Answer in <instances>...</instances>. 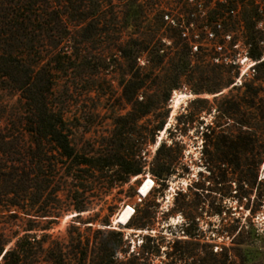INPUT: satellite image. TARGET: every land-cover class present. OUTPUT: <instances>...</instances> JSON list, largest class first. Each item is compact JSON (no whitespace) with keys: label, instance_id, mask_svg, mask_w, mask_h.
<instances>
[{"label":"trees","instance_id":"16d2710c","mask_svg":"<svg viewBox=\"0 0 264 264\" xmlns=\"http://www.w3.org/2000/svg\"><path fill=\"white\" fill-rule=\"evenodd\" d=\"M110 6V0H0V92L17 97L13 105L0 104V264H147L144 253L153 255L161 247L157 238H153V244L143 243L141 250L132 253L133 257L126 256L129 244L122 231L131 229L134 217L126 226L128 229L119 226L118 232L92 229L105 211L108 214L100 222L108 226L110 216L121 201L110 203L107 196L113 189L127 184L131 177L145 173L142 151L155 131H162L165 125L163 119L149 132L137 129L138 120L147 117L152 108L160 104L151 101L139 105L141 114L128 113L117 119L119 128L113 137L101 139L97 146H90L89 151H79L74 142L76 130L82 127L90 132L93 125L86 118L80 119L82 113L86 116L89 112L72 115L67 104L74 102L73 98L91 95L94 90L92 83L83 81L93 71L85 65L84 68L77 65L79 61L91 63L94 56L90 52L82 56V51H76L75 46L80 37L89 41L96 37L110 39L113 33L119 34L116 30L118 13ZM138 16L137 6L126 7L127 21H137ZM83 23L86 27L80 29ZM112 40L117 42V39ZM67 43L74 48L70 53L63 50ZM114 48L124 51L117 45ZM157 53L152 51L151 59H159ZM189 53L192 51H180L173 61V69L166 72L161 88L166 100L179 88L181 77L190 66ZM202 53L205 55L201 62L208 67L232 73V79L240 75L238 65L216 64L211 53L199 51L192 55ZM249 57L258 63L254 73L245 80L264 83L262 51L253 48ZM100 62L102 68L108 66L106 59ZM133 70L130 66V72ZM134 75L139 76L137 70ZM153 75L151 72L145 77L152 79ZM214 83L215 89L230 85L229 81L222 82L219 78ZM136 90V86L129 88V101L135 97ZM261 102L253 119V129L248 121L233 119L239 112L237 105H233L231 113L225 117L244 129L240 135L219 136L209 125L203 132L205 137L211 136L224 145L220 159L223 165L239 167L242 160L252 162V177L244 171L236 178L226 177V191L231 193L232 183H236V194L245 199L249 197L250 178L253 183L264 181H258L264 162V101ZM172 145L178 147L177 143ZM172 151L165 143L159 146L157 155L162 158L157 167L150 170L156 180L166 181L179 169L187 170ZM247 152L254 154L253 157L245 159ZM93 205L99 206L100 212L86 223L92 225L86 231L71 225L67 238L48 233L50 226L57 224L64 213H85ZM212 211L221 215L225 210L219 205ZM81 216L75 219L81 220ZM250 226L246 231L247 239L263 240V235ZM190 227L188 224L183 231L194 238L198 233L192 234ZM208 227L205 234L215 237L229 233L225 223H209ZM86 233L104 238L92 242ZM210 255L216 256L212 250ZM198 263L204 264L200 260H193L192 264ZM217 264L236 263L225 257Z\"/></svg>","mask_w":264,"mask_h":264},{"label":"rangeland","instance_id":"374dc122","mask_svg":"<svg viewBox=\"0 0 264 264\" xmlns=\"http://www.w3.org/2000/svg\"><path fill=\"white\" fill-rule=\"evenodd\" d=\"M197 2L199 0L194 3L189 0H110V7L118 13L116 30L119 34L113 33L111 40L96 37L85 41L80 37L79 44L75 46L76 51H82V56L87 52L94 56L89 64H83L82 61L77 63L93 71L92 75H85L83 80L94 85L92 94L73 98L74 102L67 104L72 115H80L81 111L89 112L86 116L82 113L80 119L83 121L86 118L93 125L90 132L82 127L75 131L74 142L79 151H89V147L97 146L101 139L112 138L119 128L117 119L128 113L141 114L140 104L151 101L160 103L152 108L147 117L138 120V130L149 132L154 125L165 119L164 129L155 131L142 151L145 173L137 181L131 177L127 184L112 190L107 200L114 204L118 199L121 202L110 216L108 226L100 222L108 214L105 211L100 214V221L94 222L92 229L120 231V227L114 225V220L124 206H131L135 211L133 225L131 229L126 227L128 230L122 231L129 244L126 254L128 258L134 256V251L141 250L143 243L151 245V240L157 238L161 247L153 255L144 253L147 264H192L193 260L217 264L225 257L236 264H264V181L253 183L250 178L247 199L236 194V183H232V192L228 193L226 177L236 178L241 171L251 173L252 177V162L242 160L239 167L223 165L220 159L223 157L221 151L225 150L224 145L211 136L203 135L208 125L213 126L219 136L240 135L244 129L225 117L231 113L233 105H237L239 110L233 119L242 118L251 123L249 127H252L257 108L264 101V83L248 82L251 79L245 80L246 76L242 77L249 64L243 63L244 59L239 63L240 75L232 79V73L210 68L201 62L204 53H189L190 66L181 77L179 88L172 91L168 100L161 89L166 72L173 69V61L178 58L179 52L192 51L189 42L181 36L182 27L189 28V35L200 37L197 41L202 44L199 51H214V43L224 41H206L205 27L213 30L214 22L218 18H225V30L240 36L234 39L241 45L238 51L251 43L255 51H262L264 57V13L258 14L256 9L246 6L231 4V8H226L220 6L219 2ZM131 5L139 9L137 21H127L124 17L126 7ZM232 8L236 11L235 16L228 15ZM165 14L170 17L169 21L164 18ZM85 27L83 23L79 28ZM112 39H117V42ZM135 43L139 46L134 47ZM114 45L124 51H117ZM73 49L69 43L63 47L67 53ZM152 51L158 52L159 59H151ZM100 59L108 61L106 68L101 67ZM130 66L134 67L132 72ZM136 70L139 76L134 75ZM151 72H154L153 78L147 79L145 76ZM216 78L222 82L229 81L230 85L215 89ZM132 86H136L137 90L135 97L129 101L127 93ZM178 100L182 102L177 114L167 134L162 136L175 108V101ZM2 102L13 105L17 97L0 92V104ZM161 143H165L167 148L171 146V154L180 157V165L187 167V170L179 169L166 181L156 180L150 172L162 158L157 155ZM174 143L178 147L172 145ZM253 155L247 152L245 159ZM263 167L264 162L259 169V176ZM148 176L155 186L147 198H141L138 188ZM219 205L225 210L221 215L212 211L213 207ZM99 212L100 207L93 205L81 216V220L67 219L76 211L66 212L57 224L50 226L48 233L54 237L67 238L71 225L84 232L89 226L86 223L91 222L90 218ZM209 223H225L229 233L220 237L205 234ZM188 224L191 225L189 229L192 234L198 233L196 237L191 238L183 231ZM250 225L263 235V240L253 242L247 239L246 231ZM86 234L92 242L96 238L98 241L104 238L94 233ZM211 250L216 256L210 255Z\"/></svg>","mask_w":264,"mask_h":264},{"label":"built area","instance_id":"2783aa9c","mask_svg":"<svg viewBox=\"0 0 264 264\" xmlns=\"http://www.w3.org/2000/svg\"><path fill=\"white\" fill-rule=\"evenodd\" d=\"M189 1L190 3L195 2V0H189ZM199 2L208 3V4L219 2L220 6H223L226 8H231L230 7L231 4L234 6H246L248 8L256 9V12L258 14L264 13V0H199ZM228 15L235 16L236 11L232 8L228 12ZM164 18L167 21L170 20V17L167 14L164 15ZM225 21H226L225 18L224 19L218 18L214 22L213 30L212 29L208 30L207 26L205 27L207 30L206 37H205L206 41L207 40L213 41L215 39H220L224 41L223 43H214L213 45L214 51H206V52L211 53L213 55L212 61L216 64L225 63V64H235L239 66L240 61L243 59H244L243 63H246V60H249V62L253 61L254 64L248 67L247 71L242 75V77L252 75L254 73L255 65L258 63V61H254L253 59L249 57V52L253 49V45L251 43H247V45L244 46V49L242 51L241 50L238 51L241 45L239 42H236L234 39H235V36L238 37L239 35L238 34L236 35L235 32L226 31ZM190 26L193 27V24H190ZM182 28L183 30L181 31V36L189 42L190 48L192 49V53L193 54L198 53L202 45L197 42L200 37L198 35H189L188 27H182ZM226 41L228 43L227 47H226ZM138 60L141 61V59H138ZM239 70H240V67H239Z\"/></svg>","mask_w":264,"mask_h":264},{"label":"bare ground","instance_id":"6f19581e","mask_svg":"<svg viewBox=\"0 0 264 264\" xmlns=\"http://www.w3.org/2000/svg\"><path fill=\"white\" fill-rule=\"evenodd\" d=\"M246 62L249 63L247 65L248 67L252 66L254 64L253 61L249 62V60H246ZM181 102H182L181 100L175 101V108H174V110L172 112V115H171V118H170V120H169V122H168V124H167V126L165 128V131L162 132V136H165L167 134L168 129L170 128V126H171V124L173 122V119H174L175 115L177 114V110H178L179 105H180ZM158 146H159V144H158ZM139 177L140 176L135 177L134 180L137 181L139 179ZM261 179L264 180V173L262 174ZM154 186H155V184L152 181L150 176H148L147 178H144L143 181L141 182V184L139 185V188H138L139 197L147 198L150 195V193L153 191ZM79 214L84 215V213H79ZM77 215L78 214H76V213L71 214L70 216L67 217V219L68 218H73V217H75ZM134 215H135V211H134V209L131 206H124L122 208V210L119 212V214L117 215V217L115 218L114 225H118V226H121V227H126L129 224V222L131 221V219L133 218Z\"/></svg>","mask_w":264,"mask_h":264},{"label":"water","instance_id":"95a60500","mask_svg":"<svg viewBox=\"0 0 264 264\" xmlns=\"http://www.w3.org/2000/svg\"><path fill=\"white\" fill-rule=\"evenodd\" d=\"M263 173H264V168H262V170H261V176H262ZM76 214H78L77 216L80 215L79 213H76ZM77 216H75V217H73V218H76ZM89 226H92V225H89Z\"/></svg>","mask_w":264,"mask_h":264}]
</instances>
